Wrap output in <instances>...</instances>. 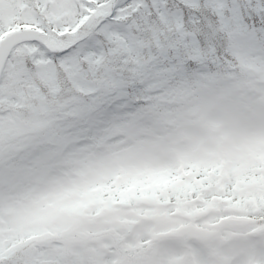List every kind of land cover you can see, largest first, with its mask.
Segmentation results:
<instances>
[{"label": "rangeland", "instance_id": "obj_1", "mask_svg": "<svg viewBox=\"0 0 264 264\" xmlns=\"http://www.w3.org/2000/svg\"><path fill=\"white\" fill-rule=\"evenodd\" d=\"M22 11L2 0L0 40L28 28L12 18ZM231 91L242 97L237 108L183 112L135 137L114 125L78 147L41 154L30 165L20 161L18 173L0 183V237L27 232L20 246L56 264H255L264 242V217L257 214L264 203L258 63L245 66ZM25 111L34 123L21 141L36 145L46 116ZM3 128L0 143L7 146L19 126L15 133ZM188 224L216 234L179 235Z\"/></svg>", "mask_w": 264, "mask_h": 264}, {"label": "snow or ice", "instance_id": "obj_2", "mask_svg": "<svg viewBox=\"0 0 264 264\" xmlns=\"http://www.w3.org/2000/svg\"><path fill=\"white\" fill-rule=\"evenodd\" d=\"M22 8L14 19L32 30L0 45V126L31 109L46 127L26 151L0 149V177L114 125L135 137L183 112L237 108L242 97L231 89L242 70L256 62L264 72V0H22ZM28 234L0 237V264H56L20 246ZM256 248L255 264H264V242Z\"/></svg>", "mask_w": 264, "mask_h": 264}, {"label": "trees", "instance_id": "obj_3", "mask_svg": "<svg viewBox=\"0 0 264 264\" xmlns=\"http://www.w3.org/2000/svg\"><path fill=\"white\" fill-rule=\"evenodd\" d=\"M12 3H13V6H14V9L16 11L19 10L20 4L22 5V2L20 0H12ZM14 15L16 16V14H14ZM12 18H14V17H12ZM33 123L34 122L30 120V116L24 117L23 120L18 122L19 130H18V133H17L16 137L11 138L13 141L7 146L0 143V149H3L4 151H8V152H10L12 154H15L16 150H20L21 147H23L22 151H26V150L34 147L35 145L32 144L29 140L25 141V142L21 141V139L26 137L24 135H25V133H27L31 129ZM16 124H17V122L12 123L11 126L9 127V129H7V131H10V133H15ZM3 129L4 130H2L0 132L6 131L5 128H3ZM27 138L29 139L30 135H27ZM20 145H21V147H20ZM20 163H24V162H19V164ZM4 181H5L4 177H0V183H4ZM262 189H263L262 187H257L255 189V191L259 192ZM257 199L258 198H256V200ZM258 207H259V204H258Z\"/></svg>", "mask_w": 264, "mask_h": 264}, {"label": "water", "instance_id": "obj_4", "mask_svg": "<svg viewBox=\"0 0 264 264\" xmlns=\"http://www.w3.org/2000/svg\"><path fill=\"white\" fill-rule=\"evenodd\" d=\"M31 31L30 29H22L16 32H13L6 36L1 42L0 45H3L5 48H8L10 46L15 45V43L18 40V32L20 31ZM9 37H13L14 39L9 40ZM122 226V225H121ZM128 232V230H126ZM183 234H186L187 236L193 237V238H202V237H211L215 234V231H205L198 228H195L193 226H187L181 230Z\"/></svg>", "mask_w": 264, "mask_h": 264}]
</instances>
